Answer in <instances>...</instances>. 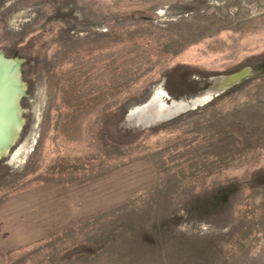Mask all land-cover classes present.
<instances>
[{
    "label": "rangeland",
    "instance_id": "1",
    "mask_svg": "<svg viewBox=\"0 0 264 264\" xmlns=\"http://www.w3.org/2000/svg\"><path fill=\"white\" fill-rule=\"evenodd\" d=\"M1 58L21 85L0 203L28 194L54 222L62 186L95 199L0 264H264V0H0ZM244 69L195 109L127 123Z\"/></svg>",
    "mask_w": 264,
    "mask_h": 264
},
{
    "label": "crops",
    "instance_id": "2",
    "mask_svg": "<svg viewBox=\"0 0 264 264\" xmlns=\"http://www.w3.org/2000/svg\"><path fill=\"white\" fill-rule=\"evenodd\" d=\"M140 160H147L142 157ZM74 189V188H73ZM72 188H67L62 186V193L65 199L63 204L65 206L56 207L47 202V205L53 208H48L50 215L52 214L53 220L49 222L48 215H44L42 211L37 208L36 210H29L27 206L31 202V196L22 193L16 196L9 197L0 203V229L1 236L5 237V241H2L0 237V252L5 250H10L17 248L24 244L31 243L39 238H44L48 234L57 231L58 229L67 228L79 222L81 212H87L86 206H92L95 198H90L92 200L85 201L78 200L77 195ZM43 197H36L34 199L37 203H44L47 201L45 191H41ZM60 195V194H56ZM63 201V199H61ZM94 207L90 210V212ZM42 215V216H39ZM44 215V216H43Z\"/></svg>",
    "mask_w": 264,
    "mask_h": 264
},
{
    "label": "water",
    "instance_id": "3",
    "mask_svg": "<svg viewBox=\"0 0 264 264\" xmlns=\"http://www.w3.org/2000/svg\"><path fill=\"white\" fill-rule=\"evenodd\" d=\"M12 62H13V65H15L16 67L17 62L15 61H12ZM249 73H250L249 69H244L236 73L229 74L221 79L220 85L218 87H215L212 90H209L204 94L197 95V96L190 97V98H184V99L182 98L179 100L171 99L170 96L164 90H161L160 92L162 93H160L159 96H157L156 94L154 97L148 100L145 104L129 111V114L127 115V123L132 124V125H138L143 128V127L154 125L155 123H159L161 121L171 119L182 112H185L190 109H195L198 106L208 102L214 96L225 91L226 89L231 87L233 84L241 80L244 76H246ZM162 98H163V101H162ZM159 102H162L161 103L162 105L159 104ZM156 105L162 107V112L160 114L152 116L149 119L147 117L141 118L144 114L149 112V110H151Z\"/></svg>",
    "mask_w": 264,
    "mask_h": 264
},
{
    "label": "bare ground",
    "instance_id": "4",
    "mask_svg": "<svg viewBox=\"0 0 264 264\" xmlns=\"http://www.w3.org/2000/svg\"><path fill=\"white\" fill-rule=\"evenodd\" d=\"M12 60L0 59V139L2 140L13 137L14 132L11 128H13L15 116L19 113L18 91L21 84L18 77L19 71L17 72Z\"/></svg>",
    "mask_w": 264,
    "mask_h": 264
},
{
    "label": "trees",
    "instance_id": "5",
    "mask_svg": "<svg viewBox=\"0 0 264 264\" xmlns=\"http://www.w3.org/2000/svg\"><path fill=\"white\" fill-rule=\"evenodd\" d=\"M208 79H201V80H197L196 82H193V86H192V89L190 90V92H186L185 94L189 97L193 96V95H197V94H200V93H203L204 91L207 90V87H208ZM210 83L211 80H210ZM211 87V86H210ZM209 87V88H210ZM208 88V89H209ZM206 89V90H205ZM173 95H176L175 93ZM177 96V95H176ZM180 96V95H179ZM178 96V97H179ZM137 132V131H136ZM142 132V131H141ZM140 133V132H139Z\"/></svg>",
    "mask_w": 264,
    "mask_h": 264
}]
</instances>
